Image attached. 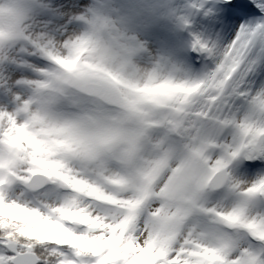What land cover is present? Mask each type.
Listing matches in <instances>:
<instances>
[{"label": "snow or ice", "instance_id": "snow-or-ice-1", "mask_svg": "<svg viewBox=\"0 0 264 264\" xmlns=\"http://www.w3.org/2000/svg\"><path fill=\"white\" fill-rule=\"evenodd\" d=\"M0 264H264V0H0Z\"/></svg>", "mask_w": 264, "mask_h": 264}, {"label": "rangeland", "instance_id": "rangeland-1", "mask_svg": "<svg viewBox=\"0 0 264 264\" xmlns=\"http://www.w3.org/2000/svg\"><path fill=\"white\" fill-rule=\"evenodd\" d=\"M248 2H251V0H248ZM253 7H255V6L253 5ZM223 39L226 41L227 39H229V36H224ZM196 67L199 68L200 65L197 64Z\"/></svg>", "mask_w": 264, "mask_h": 264}]
</instances>
